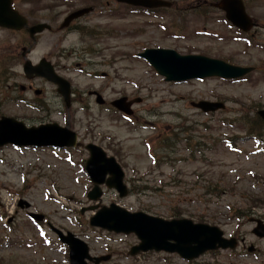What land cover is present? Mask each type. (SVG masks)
I'll return each instance as SVG.
<instances>
[{
	"label": "rangeland",
	"instance_id": "374dc122",
	"mask_svg": "<svg viewBox=\"0 0 264 264\" xmlns=\"http://www.w3.org/2000/svg\"><path fill=\"white\" fill-rule=\"evenodd\" d=\"M174 1L171 9L145 11L115 0H14L29 22L49 21L51 29L32 43L25 31L0 28V117L27 126L68 124L80 142H93L115 157L128 195L120 198L104 187L98 201L86 197L92 184L82 147L68 152L0 147V264H69L51 226L80 237L91 255L112 253L103 264H184L163 252L130 257L126 252L136 237L90 226L93 210L81 208L110 202L166 219L201 218L225 234L240 232L251 239L248 218L264 215V124L255 123L256 110L264 108V0H244L258 24L247 34L218 10H190L196 0ZM90 5L95 10L79 32L59 28L69 12ZM28 45L25 57L32 64L46 58L70 81L75 94L69 105L51 82L26 77L22 48ZM152 47L255 70L240 80L165 81L136 55ZM93 91L108 103L126 96L132 113L108 103L99 107ZM198 100L225 106L203 112L190 104ZM28 212L41 213L40 224H33ZM233 260L247 264L249 259ZM220 262L233 263L225 257Z\"/></svg>",
	"mask_w": 264,
	"mask_h": 264
},
{
	"label": "water",
	"instance_id": "95a60500",
	"mask_svg": "<svg viewBox=\"0 0 264 264\" xmlns=\"http://www.w3.org/2000/svg\"><path fill=\"white\" fill-rule=\"evenodd\" d=\"M131 5L144 7L169 6L166 0H118ZM12 0H0V27L19 30L25 28L31 37L49 26L46 23L28 25L26 18L12 7ZM224 11L225 17L235 26L247 31L253 26L252 19L246 14L242 0H219L212 3ZM91 8H82L69 14L61 26L66 25L71 19L77 18ZM138 56L146 59L154 69L165 77L167 81H179L190 78H203L220 76L224 78H239L253 70L252 66H237L223 60L209 58L199 54H179L172 49L151 48L144 49ZM23 71L27 77L41 76L57 85V91L67 101L69 98V83L58 76L52 65L45 59L32 65L29 60L23 64ZM125 98L112 101L118 110L130 113L131 101L125 103ZM97 102H101L97 98ZM193 106L203 111H214L223 108L222 102L198 101L192 102ZM264 121V109L257 111ZM76 134L68 127H60L55 123L26 127L22 122L11 117L3 116L0 119V146L14 145H74ZM89 157L86 160L88 172L94 186L88 192L90 199L96 200L101 194L99 185L105 183L107 187L115 188L119 196L127 194L124 185L123 171L113 157L106 156L105 152L94 144H88ZM106 175L107 178L105 177ZM90 224L106 228L115 232L134 233L139 243L131 247L129 253L138 251L164 250L176 252L186 259H191L207 249L233 245L222 238V231L217 226L204 223H194L187 218L166 220L148 215L144 212H129L128 210L112 203L108 207L102 206L90 218ZM264 227L258 225L255 230L259 234ZM261 235V234H259ZM62 240L69 246L70 264H87L85 259L93 260L98 264L108 256L90 257L87 245L71 233L62 236Z\"/></svg>",
	"mask_w": 264,
	"mask_h": 264
},
{
	"label": "flooded vegetation",
	"instance_id": "af4514ba",
	"mask_svg": "<svg viewBox=\"0 0 264 264\" xmlns=\"http://www.w3.org/2000/svg\"><path fill=\"white\" fill-rule=\"evenodd\" d=\"M201 1L196 2L197 5L200 6V3H202ZM206 2H207L206 0H203L204 5ZM76 22L77 21H72L69 24V26L64 29L65 32L73 31L74 28L76 27ZM25 50L27 49H24V51ZM56 68L55 70L59 72ZM72 92H73V88H72ZM74 94H75V89H74ZM61 100L63 101L62 97H61ZM72 101H73V98H72ZM256 218H260L264 222V215L263 216L258 215ZM248 220H252V218H249ZM249 233H250L251 239H247L245 233L235 232L234 234L231 235L237 241V246L234 249L210 250V251H206L205 253H203L197 259H194L191 261H182V262L184 264H221L220 262L221 258L225 257V258H229L230 260L229 263L233 262L231 264H237V262H234L233 260L234 258L245 259V260L249 259L247 261V264H264V233L261 236H256L253 233L252 229L249 230ZM225 252H227V254H223Z\"/></svg>",
	"mask_w": 264,
	"mask_h": 264
},
{
	"label": "trees",
	"instance_id": "16d2710c",
	"mask_svg": "<svg viewBox=\"0 0 264 264\" xmlns=\"http://www.w3.org/2000/svg\"><path fill=\"white\" fill-rule=\"evenodd\" d=\"M255 116H256V115H255ZM256 117H257V116H256ZM256 120H257V122H255V123L261 122V120H260L258 117H257ZM248 131H249V133H251V134L254 135L255 129H254V128H249ZM198 220H199V221H202L201 218H199Z\"/></svg>",
	"mask_w": 264,
	"mask_h": 264
}]
</instances>
